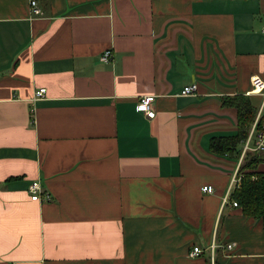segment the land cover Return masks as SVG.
I'll return each instance as SVG.
<instances>
[{
    "label": "crops",
    "instance_id": "crops-1",
    "mask_svg": "<svg viewBox=\"0 0 264 264\" xmlns=\"http://www.w3.org/2000/svg\"><path fill=\"white\" fill-rule=\"evenodd\" d=\"M31 1L0 0V264H264L227 195L246 140L210 148L237 132L223 97L264 117V0Z\"/></svg>",
    "mask_w": 264,
    "mask_h": 264
},
{
    "label": "trees",
    "instance_id": "trees-1",
    "mask_svg": "<svg viewBox=\"0 0 264 264\" xmlns=\"http://www.w3.org/2000/svg\"><path fill=\"white\" fill-rule=\"evenodd\" d=\"M222 105L236 109L237 132L233 137L211 138L210 148L214 153L236 154L239 156L240 144L247 139L251 128V122L257 117L256 109L248 97L236 95L235 97H223ZM264 128V117L259 116L256 130ZM263 161L261 153L256 150L245 152L238 169L240 182L229 195L231 201L236 202L242 208L247 217L259 219L264 230V173L257 171V165Z\"/></svg>",
    "mask_w": 264,
    "mask_h": 264
},
{
    "label": "built area",
    "instance_id": "built-area-1",
    "mask_svg": "<svg viewBox=\"0 0 264 264\" xmlns=\"http://www.w3.org/2000/svg\"><path fill=\"white\" fill-rule=\"evenodd\" d=\"M36 1H31L30 2V11L32 13V15H38L41 14L40 9L38 8L37 4H35ZM262 32L264 33V26L262 27ZM112 51L110 49H107L106 51H104L101 55H100V62L103 64H107L112 60ZM251 85H252V89L254 90V92H258L261 93L264 91V80H262L259 77H252L251 78ZM197 91V84L196 83H192L188 86H185L182 88L181 90V94L184 96H190L193 95L195 92ZM46 94V89H42V88H38V90H36L34 92V97L33 100H38L40 98H44ZM154 96H144V97H140L138 99L137 102V108L138 110L142 111V113H144V115L148 118V119H152V117H154V109L152 107V102ZM258 117L259 115L257 114V117L254 119L253 122H251V128H250V132L249 135L245 141V145L243 147V151H241L240 154V162L245 154V152L247 151H252V150H256L257 152H264V128H262L260 131L256 130V126H257V121H258ZM253 140V145H250L251 141ZM240 174L237 172V174L234 176V178L232 179V183H231V189H235L236 187H238L239 182H240ZM30 192H31V199L33 201H40V185L37 182H34L30 185V187H28ZM202 189L203 193H207V194H212V192L214 191L213 187L211 186H204ZM230 193V192H229ZM228 195V194H227ZM229 196V195H228ZM227 200V197H225ZM44 199L46 201H49V196L45 193L44 194ZM225 202V201H224ZM233 207H237L236 202L232 203ZM218 247L217 245H211L210 246V253H211V258H210V264H214V257H213V253H214V249ZM232 247V244H228L226 245L225 249L228 250ZM223 248V247H222ZM203 253V249L202 247H198L195 246L193 247L192 251L190 252V256H200V254Z\"/></svg>",
    "mask_w": 264,
    "mask_h": 264
}]
</instances>
